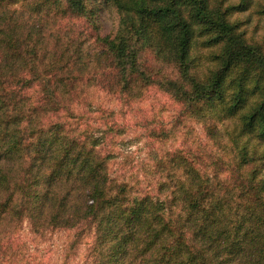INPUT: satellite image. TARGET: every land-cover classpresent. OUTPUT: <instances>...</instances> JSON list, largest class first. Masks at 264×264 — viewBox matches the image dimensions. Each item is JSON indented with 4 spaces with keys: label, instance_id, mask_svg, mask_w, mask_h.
I'll list each match as a JSON object with an SVG mask.
<instances>
[{
    "label": "trees",
    "instance_id": "obj_1",
    "mask_svg": "<svg viewBox=\"0 0 264 264\" xmlns=\"http://www.w3.org/2000/svg\"><path fill=\"white\" fill-rule=\"evenodd\" d=\"M63 1L74 14H85L84 0ZM110 1L122 25L115 36L103 34L99 39L121 87L128 88L131 79L153 81L175 98L187 99L181 81H188L190 96L199 101L196 109L223 123L220 132L238 152L237 166L251 159L249 153L264 161V35H246V29L240 27L243 19L233 15L248 9L251 0ZM256 3L262 7L260 0ZM14 10L12 4L3 9L6 13ZM21 25L14 17L0 29V71L12 65L3 61L6 55L17 54L22 59L17 50L20 41L28 49L26 53H32L37 45L40 35L35 28L22 31ZM141 45L154 47L155 60L170 58L177 78L149 79L141 64ZM61 76L58 72L54 79H45L52 98ZM21 78L2 87V92L8 97L19 93L26 82ZM64 84L65 89L69 84ZM27 107L37 109L41 103L30 102ZM30 117L29 110H24L23 119L29 121ZM43 126L31 132H35L31 150L20 155L21 162L27 160L31 168L29 174L18 177L24 182L19 195L16 163H0V215L17 207L31 220L41 214L42 221L59 222L82 214L95 224L96 256L91 264H264V175L252 181L256 169L234 187L244 199L231 205V195L216 188L212 177L190 158L176 152L169 197L156 199L143 193L123 200V187L105 191L102 162L92 154L97 137L89 134L81 140L58 134L52 126L44 131ZM13 128L15 131H0L6 158L22 147ZM45 162L47 169L43 168ZM64 173L89 185L66 195L68 192L61 190ZM246 187L255 188L253 197ZM170 194L179 202L177 210L167 204Z\"/></svg>",
    "mask_w": 264,
    "mask_h": 264
},
{
    "label": "rangeland",
    "instance_id": "obj_2",
    "mask_svg": "<svg viewBox=\"0 0 264 264\" xmlns=\"http://www.w3.org/2000/svg\"><path fill=\"white\" fill-rule=\"evenodd\" d=\"M83 3L85 14L78 15L66 9L63 0H0V29L15 17L22 23V31L33 27L40 35L32 53H26L28 49L20 41L17 50L22 59L17 54L6 55L3 61L12 65L7 71H0V131H15V126L16 138L22 145L20 151L6 158L0 139V163L17 165L16 194L24 187L18 177L29 174L31 168L27 160L21 162L20 155L31 150L29 145L35 133L31 132L35 127L45 125L44 131L52 126L58 134H71L81 140L89 134L97 137L92 154L102 162L105 191L123 187V200L143 193L156 199L169 197L176 152L190 158L212 177L216 188L231 195L228 200L231 205L243 200L244 196L234 187L250 177L253 168L257 171L252 181L263 176V159L249 153L251 159L237 166L238 152L229 137L220 132L223 123L196 109L199 101L190 96L188 81H181L188 91L187 99L175 98L153 81L131 79L128 88L121 87L111 58L99 39L103 34L118 33L122 25L120 14L110 0ZM260 3L264 7V0ZM11 4L15 10L4 12ZM250 5L233 15L243 19L240 27L246 29V35H264V9L257 6L256 0H251ZM11 43L17 45L15 41ZM141 49V64L149 79L177 78L170 58L155 60L151 45H141ZM58 72L62 76L57 78V94L52 98L45 79H54ZM17 77L26 82L19 87V93L6 96L2 87L16 82ZM64 81L69 84L65 89L61 86ZM30 102H39L41 107L29 109ZM24 110H29V121L23 119ZM14 111L17 114L13 115ZM47 162L44 169L49 167ZM63 178L61 190H66V195L81 192L89 185L70 173H64ZM246 193L253 197L255 188L246 187ZM171 197L167 204L174 211L179 202ZM19 211L17 207L0 215V264L93 263L96 256L93 220L82 214L59 222L42 221L41 214L31 220L25 211ZM214 248H218L216 244ZM217 252L221 253L219 249Z\"/></svg>",
    "mask_w": 264,
    "mask_h": 264
}]
</instances>
